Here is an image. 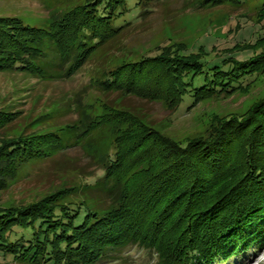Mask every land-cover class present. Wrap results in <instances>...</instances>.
Here are the masks:
<instances>
[{
    "label": "trees",
    "instance_id": "16d2710c",
    "mask_svg": "<svg viewBox=\"0 0 264 264\" xmlns=\"http://www.w3.org/2000/svg\"><path fill=\"white\" fill-rule=\"evenodd\" d=\"M159 1L96 0L76 7L72 16L60 17L54 27H29L0 17V73L64 82L124 37L130 28L122 22L134 11L130 9L150 12L149 6ZM225 2L242 1L203 0L207 7ZM259 31L254 44L232 47L226 50L230 55L216 62L191 59L204 50L193 53L181 47L167 56H142L116 66L99 60L88 85L74 93L70 104L54 103L34 116L0 108L1 172L12 171L16 160H49L78 148L102 173L96 183L78 190H56L29 205L0 206L2 259L113 264L125 262L127 250L136 247L152 253L154 264H220L242 243L260 244L264 99L245 115L216 123L207 137L184 143L162 132L142 110L124 103L127 98L161 102L173 113L183 101L193 104L211 95L224 85L232 65L264 64V43L258 46L264 41V27ZM237 52L251 55L241 61ZM92 89L102 97L98 113L85 103ZM67 113L73 119L61 120ZM22 120L24 126L15 130ZM63 166L76 172L72 163ZM74 190H82L80 206L57 205ZM170 221L173 226L168 227ZM163 230L169 240L176 231L180 240L174 248L172 240L168 243L170 255L156 249Z\"/></svg>",
    "mask_w": 264,
    "mask_h": 264
},
{
    "label": "rangeland",
    "instance_id": "374dc122",
    "mask_svg": "<svg viewBox=\"0 0 264 264\" xmlns=\"http://www.w3.org/2000/svg\"><path fill=\"white\" fill-rule=\"evenodd\" d=\"M241 1L207 7L203 0H160L149 6L150 12H142L144 8L135 6L130 9L134 11L128 15V21L125 19L122 22L130 28L124 37L107 46V50L104 51L106 54L103 53L102 58L91 60L76 75L64 82L44 83L16 74L0 73V108L10 107L14 111H22V116L30 113L34 116L52 107L54 103L70 104L74 93L88 85L99 60L103 65L116 66L125 61L127 63L138 61L142 56H167L168 51L173 49L174 52L176 48L181 47L193 53L199 49L204 50L199 56L191 59H201L205 63L216 62L223 55H230L226 50L235 46V49H241L243 47L241 44L248 41H253L254 44L255 38L261 35L259 29L264 27V0ZM90 3L94 4L96 0H0V17L17 19L29 27L42 25L54 27L60 17L65 14L66 17L72 16L73 12L75 13L73 9ZM127 10L128 8H125L124 11ZM261 43L264 41L258 43V46ZM238 54L236 59L241 61L251 55L242 52ZM244 67H249V70H245ZM232 68V72L223 80L225 83L222 82L224 85L218 87L211 95L204 96L193 104L183 101L173 113L167 104L163 105L161 102L150 103L137 98H127L124 103L142 110L148 118L158 123L157 126L162 132L181 143L189 139H202L216 123L218 126L225 120L243 116L264 99V64H260V67L259 65L254 67L252 63L241 67L234 64ZM241 76L247 77V80H240ZM88 93L86 105L91 107L92 112H100L102 109L100 93L93 89ZM72 116L74 115L67 113L61 120L68 121L73 119ZM22 126L23 120L16 123L13 128L19 130L18 128ZM14 134L16 132L10 136ZM64 163H72L76 172L63 166ZM96 165L90 161L86 152L78 148L49 160L36 159L21 163L16 160L13 165L15 170L0 171V206L9 208L29 205L56 190L66 188L78 190L86 185H93L102 176L100 171H96ZM134 185L135 183H132V186ZM77 190L69 196L59 198L57 205H62L64 209L80 206L83 199L80 195L82 190ZM171 221L168 227L172 225ZM159 236L156 249L165 250L166 255H170L171 252H167L168 243L172 240L174 248L180 241L177 242L176 231L171 240L164 230ZM245 245L242 243L237 246L235 253L220 264H264V237L260 244ZM21 257L22 260H13L12 257L6 256L3 260L0 256V264L30 263L25 256ZM124 259L123 263L113 264L155 263V256L152 253L136 247L128 249Z\"/></svg>",
    "mask_w": 264,
    "mask_h": 264
}]
</instances>
